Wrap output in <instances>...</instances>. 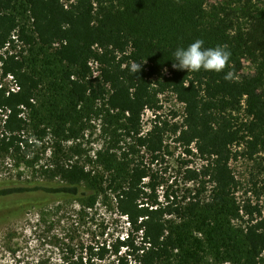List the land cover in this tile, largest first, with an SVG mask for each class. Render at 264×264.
I'll return each instance as SVG.
<instances>
[{
  "label": "trees",
  "instance_id": "1",
  "mask_svg": "<svg viewBox=\"0 0 264 264\" xmlns=\"http://www.w3.org/2000/svg\"><path fill=\"white\" fill-rule=\"evenodd\" d=\"M250 3L68 0L65 8L60 0H0V73L14 84V89L0 85V157L30 147L23 113L35 110L41 86L36 60L26 61L17 51L20 44L30 57L38 46L65 69L59 71L56 89L64 105L56 136L89 110L156 158L164 147L166 124L154 123L143 133L141 119L146 110H158L159 96L169 93L184 107L183 121L171 134L187 153L193 146L204 163L188 171L189 196L177 202L173 193L163 194L162 204L160 185L133 161L117 162L108 150L98 152L96 162L108 173L104 181L79 162L54 156L41 171L52 182L0 183V216L68 200L92 210L101 196L111 195L127 232L112 243L93 240L85 248L86 259L77 264H208L200 252L202 242L191 241L193 231L208 235L233 264H264V218L256 207L236 205L237 181L230 168L238 154L233 149L242 146L240 155L249 160L260 156L264 171V12ZM21 15L28 24L20 22ZM197 39L205 49L227 45L231 57L222 72L172 68L175 50ZM142 60V71L133 75L130 63ZM241 60L252 65L251 73L233 71ZM243 211L249 217L244 229L230 232L231 221ZM254 213L259 219L252 218Z\"/></svg>",
  "mask_w": 264,
  "mask_h": 264
},
{
  "label": "rangeland",
  "instance_id": "2",
  "mask_svg": "<svg viewBox=\"0 0 264 264\" xmlns=\"http://www.w3.org/2000/svg\"><path fill=\"white\" fill-rule=\"evenodd\" d=\"M249 7H257L264 12V0H251ZM20 22L28 24L27 16L21 15ZM17 51L22 53L26 61L36 60L35 68L41 86L34 102L35 110L23 113L26 119L24 138L28 140L30 147L22 150L20 155L10 154L5 159L0 157V183H50L52 181L46 179L41 171L50 164L54 156L65 162L77 161L88 170H93L97 180L102 178L105 181L108 173L99 160L96 162V157L98 152L108 150L117 162L126 163L125 159H128L150 174L149 179H154L152 182L160 185L157 192L160 203L165 204L163 194L172 196L173 193L177 202L189 196L188 192L193 186L186 181L188 171L199 170L204 163L193 146L190 147V153H187L171 134L173 127L179 126L184 116L183 105L172 94L159 96V109L146 110L141 119L143 133L154 123L166 124L164 147L156 158L136 147L133 139L127 137L123 131L116 130L113 125L109 126L100 116L89 110H86L87 114L83 112L82 119L68 120L69 123L64 127L66 131L61 136H56L54 129L64 107L63 95H59L56 89L61 84L62 75L59 71L65 69L57 67L51 57L40 53L38 46L34 48L32 57L27 48L23 49L20 44ZM91 67L95 70L92 63ZM233 71L237 75H246L253 71V67L248 61L241 60L233 66ZM0 85L14 89L11 78H2L1 73ZM1 120L2 116L0 125ZM42 130L46 131V135L39 137ZM233 151L238 152L236 159L230 162L237 181L234 195L236 205L239 208L256 207L260 210L259 216L264 218V171L260 165V156H254L252 160L242 157V146L235 147ZM149 179L143 182L147 183ZM107 197L105 200L101 196L92 210H81L76 201L68 200L1 215L0 264H77L79 258L86 259L85 248L93 240L101 238L112 243L117 238L121 239L127 232L126 219L118 214L114 198L111 195ZM170 202L172 199L168 202L166 200V203ZM243 213L244 211L240 212V219L231 221L228 227L230 232L239 234L244 229V222L249 217ZM259 216L254 213L252 218L259 219ZM207 236L194 231L191 235V241H201L204 245L200 250L202 258L208 264H233L226 260V254L222 253L216 243L207 240Z\"/></svg>",
  "mask_w": 264,
  "mask_h": 264
},
{
  "label": "clouds",
  "instance_id": "3",
  "mask_svg": "<svg viewBox=\"0 0 264 264\" xmlns=\"http://www.w3.org/2000/svg\"><path fill=\"white\" fill-rule=\"evenodd\" d=\"M204 41L201 39L195 40L186 49L177 48L174 52V61L172 68L174 70L189 72H198L201 69L205 71L222 72L229 64L231 52L227 45H217L214 48H203ZM146 61L131 62L129 71L138 76L142 71ZM167 72V69H164ZM231 74L225 76V79H230Z\"/></svg>",
  "mask_w": 264,
  "mask_h": 264
},
{
  "label": "built area",
  "instance_id": "4",
  "mask_svg": "<svg viewBox=\"0 0 264 264\" xmlns=\"http://www.w3.org/2000/svg\"><path fill=\"white\" fill-rule=\"evenodd\" d=\"M62 3H64L65 4V8H67V5H68V1L67 2H63L62 0H60ZM70 1V0H69ZM74 1V0H73ZM70 2H72V1H70Z\"/></svg>",
  "mask_w": 264,
  "mask_h": 264
}]
</instances>
